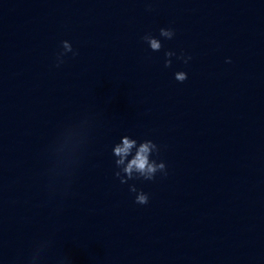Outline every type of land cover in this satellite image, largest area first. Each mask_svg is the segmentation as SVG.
Wrapping results in <instances>:
<instances>
[{"label": "clouds", "instance_id": "1", "mask_svg": "<svg viewBox=\"0 0 264 264\" xmlns=\"http://www.w3.org/2000/svg\"><path fill=\"white\" fill-rule=\"evenodd\" d=\"M148 10H151L149 8ZM159 36L165 39L171 40L175 36V31L172 28H161L159 30ZM143 41L148 44L150 49L154 52H158L162 48L161 40L153 36L151 33L145 34L142 37ZM62 51L57 54V63L56 66L59 67L64 63L63 57L67 55V53H72L76 55L73 50L71 43L67 40L62 41ZM176 53L173 51L165 52V61L164 66L169 68L172 66L171 57L175 56ZM191 56L185 57L183 53L178 57V59H182L185 64L191 60ZM226 62H230L226 61ZM174 78L178 82H184L188 76L184 71H177L174 74ZM137 141L135 139H129L127 136L122 138L121 143L116 144L112 148V154L116 158L114 163L117 171L114 172V175L120 180L121 184H127L130 180H145L152 181L156 178L157 173H162L163 175H167L166 165L163 161L157 162L155 159H150L154 153L158 154L160 149L156 143L152 140L148 139L144 142L140 143L135 153H132V149L136 148ZM131 157V159H129ZM67 188H63L64 191H67ZM49 192L55 194L61 189H51L49 188ZM129 191L135 193V203L139 205H146L149 202V196L147 193L142 190H138L135 184L129 185Z\"/></svg>", "mask_w": 264, "mask_h": 264}]
</instances>
